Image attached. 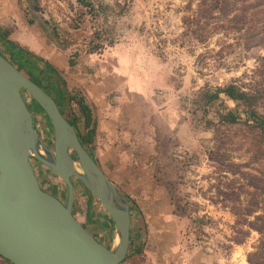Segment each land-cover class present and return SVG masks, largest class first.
<instances>
[{
	"label": "rangeland",
	"instance_id": "1",
	"mask_svg": "<svg viewBox=\"0 0 264 264\" xmlns=\"http://www.w3.org/2000/svg\"><path fill=\"white\" fill-rule=\"evenodd\" d=\"M86 1L91 5L77 0H23V5L67 55L126 59L135 79L152 87V108L176 124L186 146L170 135L161 153L174 175L168 181L177 235L167 243L177 239L180 254L158 262L264 264V252L257 249L264 234L256 229L261 225L256 216L264 215V126L223 93L209 104L199 97L205 89L234 83L256 96L254 109L264 116V0ZM22 95L34 120L47 125L43 140L52 144L48 119L27 91ZM229 111L236 121L223 119ZM164 123L157 119L160 136H166ZM32 162L51 181L47 190L65 201L63 181ZM72 181L76 218L93 232L101 224L99 239L112 243V219L78 178ZM131 202L133 231L144 243L141 253L121 264H151L143 254L144 216ZM158 212L151 211L152 217ZM257 251L249 262L247 255ZM0 264L12 263L0 256Z\"/></svg>",
	"mask_w": 264,
	"mask_h": 264
},
{
	"label": "water",
	"instance_id": "2",
	"mask_svg": "<svg viewBox=\"0 0 264 264\" xmlns=\"http://www.w3.org/2000/svg\"><path fill=\"white\" fill-rule=\"evenodd\" d=\"M22 90L46 114L51 145ZM31 158L63 181L65 201L39 184ZM72 177L112 219V243L98 240L76 218ZM130 227L129 199L82 144L57 101L0 53V256L12 264H119L129 253Z\"/></svg>",
	"mask_w": 264,
	"mask_h": 264
},
{
	"label": "crops",
	"instance_id": "3",
	"mask_svg": "<svg viewBox=\"0 0 264 264\" xmlns=\"http://www.w3.org/2000/svg\"><path fill=\"white\" fill-rule=\"evenodd\" d=\"M0 29L8 31V40L51 63L68 89H77L85 97L96 122L93 157L142 212L147 228L143 254L148 262L165 264L159 263L158 258L168 255L178 258L177 239L167 243L177 235L168 181L174 175L165 165L161 151L164 145L168 146L166 140L170 135L176 136L179 145H186L177 136L176 124L161 117L164 111L152 108V87L135 79L124 58L78 56L75 64L70 65L66 51L56 46L37 23L29 22L23 0H0ZM157 119L165 122L166 136L157 131ZM154 210H159L158 216L152 217ZM130 230L137 233L132 235L133 244L139 242L132 218Z\"/></svg>",
	"mask_w": 264,
	"mask_h": 264
},
{
	"label": "trees",
	"instance_id": "4",
	"mask_svg": "<svg viewBox=\"0 0 264 264\" xmlns=\"http://www.w3.org/2000/svg\"><path fill=\"white\" fill-rule=\"evenodd\" d=\"M77 1H80L83 5L86 6L91 5V3L86 0H77ZM29 22H34V21L29 17ZM7 34L8 31H3L0 29V44H2L3 46V49L0 50V53L4 55L7 59H9L13 64H15L20 70L26 73L30 78H32L39 85H41L48 93H50L54 97L61 111L63 112L69 123L76 130L82 144L86 147L89 153L93 155L92 148H93V141L96 132V122L93 119L91 108L86 102L83 94L77 89H71V90L68 89L65 79L51 63H49L47 60L43 59L39 55L33 53L32 51L23 48L19 44L8 40L6 38ZM50 40L52 41V39ZM78 55H79L78 52H76L73 55H69L68 61L70 65L75 64L76 62L75 60L78 57ZM221 93H223L225 96L236 102L243 103V105L246 106L247 108L246 112L248 116L253 121H255L257 125H262V127L264 126V116L260 115L254 109V102L256 100V96L248 91L239 89L234 83H228L222 87H216L215 89H210V88L205 89L200 92L199 97L203 100L204 104H209L217 100ZM33 102L35 103V105H37L38 108L41 109V107L34 100ZM75 107L78 109V112L74 110ZM44 115L47 118L45 113ZM223 119L229 122H234L237 120V114L232 111H229L226 115L223 116ZM80 122L83 132H81L79 129L78 124ZM39 132L41 133L43 139H45L46 136L48 135V132L46 130L44 131L42 130V132L40 130ZM48 181L51 183L50 180ZM93 198H95L97 203H99L98 199L95 196H93ZM131 204L134 205V202H131ZM253 206L255 208L256 205ZM253 206L250 208L252 209ZM72 211L74 213V209H72ZM251 211H254V209L248 210V212ZM130 213H131V207H130ZM137 214L138 215L140 214L138 210H137ZM256 219L257 221L261 222V225L257 226L256 229L261 234H264V215L263 216L257 215ZM84 226L87 227L86 225ZM96 229H97L96 232L93 231L91 232L98 240H100L99 233L101 229V224L100 225L98 224ZM132 235L137 236V233L136 232L132 233L130 230L129 253L127 254L125 259L130 257L132 254H138L142 252L140 245L143 244V239L142 241H140V243L136 242L133 244ZM257 249L259 251L264 252V236L262 237L261 242ZM256 255H258V251L249 253L247 255L248 261L253 263V259L254 257H256ZM122 262H120L119 264H121Z\"/></svg>",
	"mask_w": 264,
	"mask_h": 264
},
{
	"label": "flooded vegetation",
	"instance_id": "5",
	"mask_svg": "<svg viewBox=\"0 0 264 264\" xmlns=\"http://www.w3.org/2000/svg\"><path fill=\"white\" fill-rule=\"evenodd\" d=\"M37 123H38V129H39V131L41 130V132H42V130L44 131V130H46V128H47V125H45V123L44 122H42V120H37ZM51 134V133H50ZM32 159H34V158H31V163L33 164V162H32ZM34 161H37L36 159H34ZM40 166H42L41 164H40ZM33 167H34V171H35V174H36V176H37V178H38V181H39V184L43 187V188H45V189H50L48 186H46L47 184H48V179L45 177V176H43V174H44V172L45 171H42V172H39V170H37V168H35V166L33 165ZM50 186V185H49ZM52 193V192H51ZM57 197H59V198H61L60 196H58V195H56ZM62 199V198H61ZM63 200V199H62ZM64 201V200H63Z\"/></svg>",
	"mask_w": 264,
	"mask_h": 264
},
{
	"label": "bare ground",
	"instance_id": "6",
	"mask_svg": "<svg viewBox=\"0 0 264 264\" xmlns=\"http://www.w3.org/2000/svg\"><path fill=\"white\" fill-rule=\"evenodd\" d=\"M77 170H78V171H80L79 167H77ZM115 241L117 242V241H118V238H116V240H115Z\"/></svg>",
	"mask_w": 264,
	"mask_h": 264
}]
</instances>
